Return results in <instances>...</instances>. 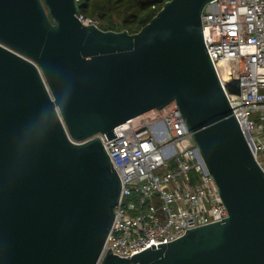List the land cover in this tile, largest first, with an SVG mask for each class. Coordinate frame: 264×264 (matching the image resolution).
I'll use <instances>...</instances> for the list:
<instances>
[{
  "label": "water",
  "instance_id": "95a60500",
  "mask_svg": "<svg viewBox=\"0 0 264 264\" xmlns=\"http://www.w3.org/2000/svg\"><path fill=\"white\" fill-rule=\"evenodd\" d=\"M212 1L169 0L130 34L76 0H0V264H264V171L206 49ZM174 101L228 217L103 255L122 182L98 135Z\"/></svg>",
  "mask_w": 264,
  "mask_h": 264
},
{
  "label": "built area",
  "instance_id": "2783aa9c",
  "mask_svg": "<svg viewBox=\"0 0 264 264\" xmlns=\"http://www.w3.org/2000/svg\"><path fill=\"white\" fill-rule=\"evenodd\" d=\"M202 24L216 74L264 171V0H213ZM226 75L239 80L240 95L228 91ZM98 136L122 182L103 255L130 258L228 217L175 101L121 124L111 139Z\"/></svg>",
  "mask_w": 264,
  "mask_h": 264
},
{
  "label": "trees",
  "instance_id": "16d2710c",
  "mask_svg": "<svg viewBox=\"0 0 264 264\" xmlns=\"http://www.w3.org/2000/svg\"><path fill=\"white\" fill-rule=\"evenodd\" d=\"M169 0H78L80 15L108 31L139 32Z\"/></svg>",
  "mask_w": 264,
  "mask_h": 264
},
{
  "label": "rangeland",
  "instance_id": "374dc122",
  "mask_svg": "<svg viewBox=\"0 0 264 264\" xmlns=\"http://www.w3.org/2000/svg\"><path fill=\"white\" fill-rule=\"evenodd\" d=\"M252 119H255V120H257L258 121V119H257V117H255V115L253 114L252 115V117H251Z\"/></svg>",
  "mask_w": 264,
  "mask_h": 264
}]
</instances>
